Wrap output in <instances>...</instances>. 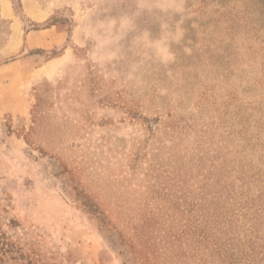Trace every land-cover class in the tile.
I'll return each instance as SVG.
<instances>
[{
	"label": "rangeland",
	"instance_id": "374dc122",
	"mask_svg": "<svg viewBox=\"0 0 264 264\" xmlns=\"http://www.w3.org/2000/svg\"><path fill=\"white\" fill-rule=\"evenodd\" d=\"M228 246L264 264V0H0V264Z\"/></svg>",
	"mask_w": 264,
	"mask_h": 264
},
{
	"label": "trees",
	"instance_id": "16d2710c",
	"mask_svg": "<svg viewBox=\"0 0 264 264\" xmlns=\"http://www.w3.org/2000/svg\"><path fill=\"white\" fill-rule=\"evenodd\" d=\"M230 232V230H227L224 232L225 235ZM226 237V236H225ZM253 250V249H252ZM251 251V250H250ZM219 252L224 254L225 258L229 262H236V263H241V264H247L250 256H252L250 253L247 252V250L242 251V250H236L233 246H228V247H223L219 249Z\"/></svg>",
	"mask_w": 264,
	"mask_h": 264
}]
</instances>
